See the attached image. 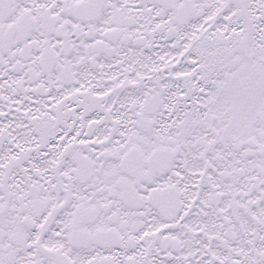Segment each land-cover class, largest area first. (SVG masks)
I'll use <instances>...</instances> for the list:
<instances>
[{
    "label": "snow or ice",
    "instance_id": "1",
    "mask_svg": "<svg viewBox=\"0 0 264 264\" xmlns=\"http://www.w3.org/2000/svg\"><path fill=\"white\" fill-rule=\"evenodd\" d=\"M0 264H264V0H0Z\"/></svg>",
    "mask_w": 264,
    "mask_h": 264
}]
</instances>
